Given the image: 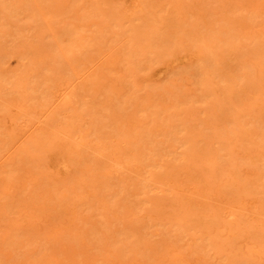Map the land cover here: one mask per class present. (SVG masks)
I'll return each mask as SVG.
<instances>
[{
  "label": "rangeland",
  "instance_id": "rangeland-1",
  "mask_svg": "<svg viewBox=\"0 0 264 264\" xmlns=\"http://www.w3.org/2000/svg\"><path fill=\"white\" fill-rule=\"evenodd\" d=\"M138 2L0 0V264H264V0Z\"/></svg>",
  "mask_w": 264,
  "mask_h": 264
},
{
  "label": "bare ground",
  "instance_id": "bare-ground-1",
  "mask_svg": "<svg viewBox=\"0 0 264 264\" xmlns=\"http://www.w3.org/2000/svg\"><path fill=\"white\" fill-rule=\"evenodd\" d=\"M138 1H139V0H138ZM138 1L133 0L132 5H134L135 2H137V4H138V3H139ZM140 1H141V0H140ZM142 2H143V1H142ZM142 2H141V4H142ZM125 4H126V3H125ZM122 5H124V4H122ZM142 6H143V4H142ZM121 7H122V6H121ZM126 7H127V6H126ZM134 7H135V6H134ZM123 8H124V7H123ZM143 12H144V10H143ZM137 15H138V14H137ZM139 16H140V14H139ZM142 19H143V17H142ZM135 20H136V19H135ZM144 21H145V20H144ZM136 22H138V21H136ZM139 23H140V22H139ZM137 24H138V23H137ZM139 27H140V26H139ZM62 44H63V43H62ZM50 50H51V49H50ZM54 54H55V53H54ZM11 58H12V57H11ZM60 60H61V59H60ZM17 62H18V61H17ZM18 63H19V62H18ZM26 63H27V62H26ZM18 66H19V65H18ZM19 67H20V66H19ZM12 68H13V67H12ZM146 69H147V68H146ZM134 71H135V70H134ZM20 73H21V72H20ZM234 76H235V75H234ZM18 81H19V80H18ZM49 81H50V80H49ZM4 84H5V83H4ZM15 88H16V87H15ZM0 89H1V88H0ZM20 89H21V88H20ZM30 95H31V94H30ZM63 95H64V94H63ZM21 96H22V95H21ZM85 98H86V97H85ZM62 101H63V100H62ZM66 102H67V103H71V102H72L71 97H67V98H66ZM63 103H64V102H63ZM127 103H128V102H127ZM64 104H65V103H64ZM67 106H68V105H67ZM79 107H80V106H79ZM57 109H58V107H57ZM84 109H85V108H84ZM116 109H117V108H116ZM260 112H261V111H260ZM263 112H264V111H263ZM258 113H259V111H258ZM48 116H49V115H48ZM242 117H243V116H242ZM250 117H251V115H250ZM259 117H260V116H259ZM49 118H50V117H49ZM59 119H60V118H59ZM234 120H235V119H234ZM49 121H50V120H49ZM54 121H55V120H54ZM46 122H47V121H46ZM113 122H114V121H113ZM236 122H237V121H236ZM53 123H54V122H53ZM73 123H74V122H73ZM54 124H55V123H54ZM55 125H56V124H55ZM68 126H69V125H68ZM215 126H216V125H215ZM226 126H227V125H226ZM195 127H196V126H195ZM216 127H217V126H216ZM228 127L231 128L230 125H229ZM250 127H251V126H250ZM255 127H256V126H255ZM66 128H67V127H66ZM214 128H215V127H214ZM230 128H229V129H230ZM43 129H44V128H43ZM81 129H83V128L81 127ZM237 129H238V128H237ZM46 130H47V129H46ZM66 130H67V129H66ZM66 130H64V131H66ZM72 130H73V129H72ZM75 130H76V129H75ZM217 130H218V129H216V132H217ZM226 130H227V128H226ZM230 130H231V129H230ZM245 130H246V129H245ZM250 130H251V129H249V131H250ZM79 131H80V130H79ZM236 131H237V130H236ZM238 131H239V130H238ZM252 131H253V130H252ZM255 131H256V130H255ZM72 132H73V131H72ZM171 132H172V131H171ZM228 132H229V131H228ZM234 132H235V130H234ZM234 132H233V133H234ZM178 133H179V132H178ZM210 133H211V132H210ZM233 133H231V134H233ZM68 134H69V133H68ZM68 134H67V135H68ZM75 134H76V132H75ZM213 134H214V132H213ZM216 134H217V133H216ZM220 134H221V133H220ZM229 134H230V133H229ZM69 135H70V137H71L73 134H72V135L69 134ZM69 135H68V136H69ZM122 135H123V134H122ZM226 135H228V134H226ZM234 135H235V134H234ZM234 135H233V136H234ZM43 136H44V135H43ZM74 136H75V135H74ZM86 136H87V135H86ZM183 136H184V135H183ZM39 137H40V136H39ZM219 137H220V136H219ZM231 137H232V136H231ZM231 137H229V138H231ZM188 138H190V137H188ZM216 138H217V137H216ZM250 138H251V137H250ZM47 139H49V137H48ZM47 139H46V140H47ZM63 139H64V138H63ZM73 139H74V137H73ZM75 139H76V138H75ZM258 139H259V138H258ZM70 140H71V139H70ZM77 140H78V139H77ZM83 140H84V139H83ZM223 140H224V139H223ZM223 140H221V141H223ZM225 140H226V139H225ZM42 141H44V140H42ZM68 141H69V140H68ZM68 141H67V142H68ZM74 141H75V140H74ZM149 141H150V140H149ZM189 141H190V140H189ZM227 141H228V138H227ZM227 141H225V142H227ZM47 142H48V141H47ZM70 142H71V141H70ZM82 142H83V141H82ZM228 142H229V141H228ZM228 142H227V143H228ZM230 142H231V140H230ZM255 142H256V141H255ZM259 142H260V141H259ZM44 143H45V142H44ZM50 143H51V142H50ZM50 143H49V145H50ZM73 143H74V142H73ZM181 143H182V142H181ZM53 144H54V142H53ZM53 144H52V145H53ZM75 144H76V146H74V147H75V148L77 147V149H78L79 146H77V145H80V142L75 143ZM90 144H91V143H90ZM90 144H89V145H90ZM198 144H199V143H198ZM220 144H221V143H220ZM228 144H229V143H228ZM234 144H235V143H234ZM65 145H68V143H66ZM182 145H183V144H182ZM207 145H209V144H207ZM53 146H54V145H53ZM82 146H83V145H82ZM94 146H95V145H94ZM140 146H141V145H140ZM204 146H205V145H204ZM227 146H228V145H227ZM60 147H61V146H60ZM64 147H65V146H64ZM106 147H107V146H106ZM202 147H203V146H202ZM49 148H50V147H49ZM52 148H53V147H52ZM68 148H69V149H67V150L64 149L65 151H67V153L64 152V156H66L68 153L70 154V152H72L73 150H74V151L77 150V149H75V148H72L71 145H70V146L68 145ZM60 149H61V148H60ZM62 149H63V148H62ZM70 149H72V150H70ZM187 149H188V148H187ZM230 149H232V148H230ZM233 149H234V148H233ZM262 150H263V149H262ZM68 151H70V152H68ZM233 151H234V150H233ZM233 151H232V152H233ZM60 152H63V150H62V151L60 150ZM91 152H92V151H91ZM197 152H198V151H197ZM73 153H75V152H73ZM73 153H72V154H73ZM77 153H78V151L76 152V154H77ZM218 153H219V152H218ZM260 153H261V152H260ZM87 154H88V153H87ZM230 154H231V153H230ZM235 154H236V152H235ZM70 155H71V154H70ZM73 155H74V154H73ZM77 155H78V154H77ZM217 155H218V154H217ZM226 155H227V154H226ZM64 156H63V157H64ZM261 156H262V155H261ZM67 157H69V156H67ZM217 157H218V156H217ZM229 157H230V156H229ZM241 157H242V156H241ZM255 157H256V156H255ZM259 157H260V156H259ZM129 158H130V157H129ZM218 158H219V157H218ZM260 158H261V157H260ZM70 159H71V158H70ZM77 159H79V158H77ZM108 159H109V158H108ZM231 159H232V158H231ZM233 159H234V158H233ZM68 160H69V159H68ZM150 160H151V159H150ZM228 160H229V159H227V161H228ZM251 160H252V159H251ZM78 161H79V160H78ZM224 161H225V160H224ZM253 161H254V160H253ZM69 162H70V161H69ZM136 162H137V161H136ZM208 162H209V160H208ZM66 163H67V159H64V161H62V160L60 161V164H62V165H64V166H68V165H67L68 163H67V164H66ZM250 163H251V162H250ZM255 164H256V163H255ZM71 166H72V165H71ZM111 166H112V165H111ZM230 166H231V165H230ZM68 167H69V166H68ZM68 167H67V168H68ZM58 168H59V167H58ZM81 168H82V167H81ZM213 168H214V167H213ZM259 168L261 169V167H259ZM262 168L264 169V167H262ZM61 169H63V168H61ZM254 169H255V168H254ZM59 170H60V169H59ZM98 170H99V169H98ZM65 171H66V170H65ZM228 171H229V170H228ZM258 171H259V169H258ZM224 172H225V171H224ZM259 172H260V171H259ZM261 172H262V171H261ZM263 172H264V170H263ZM71 173H72V172H71ZM82 173H83V172H82ZM94 173H95V172H94ZM169 173H170V172H169ZM56 174H57V173H56ZM87 174H88V173H87ZM235 174H236V173H235ZM262 174L264 175V173H262ZM72 175H73V174H72ZM72 175H71V176H72ZM150 175H151V174H150ZM238 175H239V174H238ZM248 175H249V174H248ZM223 176H224V175H223ZM249 176H251V175H249ZM83 177H84V176H83ZM83 177H82V178H83ZM86 177H87V176H86ZM241 178H242V177H241ZM258 178H259V177H258ZM189 179H190V178H189ZM237 179H238V178H237ZM263 179H264V178H263ZM76 180H77V179H76ZM143 180H144V179H143ZM161 180H162V179H161ZM235 180H236V179H235ZM255 180H256V179H255ZM162 181H163V180H162ZM164 181H165V180H164ZM231 181H232V180H231ZM231 181H230V183H231ZM133 182H134V181H133ZM235 182H236V181H235ZM263 182H264V181H263ZM228 183H229V182H228ZM228 183H227V184H228ZM230 183H229V184H230ZM243 183H244V180H243ZM72 184H73V183H72ZM225 184H226V183H224V185H225ZM237 184H238V183H237ZM244 184H246V183H244ZM263 184H264V183H263ZM167 185H168V184H167ZM230 185H231V184H230ZM81 186H83V185L81 184ZM226 186H227V185H226ZM226 186H225V187H226ZM233 186H234V185H233ZM240 186H241V185H239V188H240ZM242 186H243V185H242ZM248 186H249V184H248ZM257 186H258V185H257ZM263 186H264V185H263ZM236 187H237V186H236ZM244 187H245V186H244ZM261 187H262V183H261ZM245 188H247V187H245ZM249 188H250V187H249ZM259 188H260V186H259ZM259 188H258V189H259ZM224 189H225V188H224ZM242 189H243V188H242ZM176 190H177V189H176ZM243 190H244V189H243ZM245 191H246V190H245ZM87 192H88V191H87ZM219 192H220V191H219ZM231 192H233V191H231ZM246 192H247V191H246ZM84 193H85V192H84ZM226 193H227V192H226ZM82 194H83V193H82ZM86 194H87V193H86ZM222 194H223V193H222ZM224 194H225V193H224ZM236 194L238 195L239 193L236 191ZM236 194H234V196H235ZM255 194H256V193H254V195H255ZM74 195H75V194H74ZM76 195H78V194H76ZM226 195H227V194H226ZM228 195H229V194H228ZM241 195H242V194H241ZM78 196H79V195H78ZM260 196H261V195H260ZM87 197H88V196H87ZM163 197H164V196H163ZM172 197H173V196H172ZM82 198H83V197H82ZM167 198H168V197H167ZM236 198H237V197H236ZM77 200H78V198H77ZM238 200H239V199H238ZM161 201H162V200H161ZM219 201H220V200H219ZM222 201H223V200H222ZM121 202H122V201H121ZM223 203L225 204V202H223ZM223 203H222V204H223ZM233 204H234V203H233ZM255 204H256V203H255ZM262 204H263V203H262ZM206 205H207V204H206ZM227 205H228V204H227ZM262 206H263V205H262ZM221 207H222V205L220 206V208H221ZM228 207H229V206H228ZM228 207H227V208H228ZM263 207H264V206H263ZM174 208H175V207H174ZM229 208H230V207H229ZM236 208H237V207H236ZM212 209H213V207L211 208V210H212ZM217 209H219V208L216 207L215 210H217ZM221 209L223 210V207H222ZM233 209H234V208H233ZM256 209H257V208H256ZM154 210H155V209H154ZM206 210H207V209H206ZM211 210H210V211H211ZM197 211H198V210H197ZM210 211H209V212H210ZM223 211H225V208H224ZM228 211H229V210H228ZM230 211H231V213H230V217H231V216L234 214V212H233V214H232V209H231ZM186 212H187V211H186ZM214 212H215V211H214ZM214 212H213V214H215ZM235 212H236V211H235ZM237 212H238V211H237ZM184 213H185V212H184ZM194 213H195V212H194ZM228 213H229V212H228ZM228 213H227V214H228ZM242 213H243V212H242ZM197 214H198V213H197ZM217 214H218V213H217ZM220 214H221V212H220ZM227 214H226V216H227ZM231 214H232V215H231ZM166 215H167V214H166ZM235 215H237V214L235 213ZM190 216H191V215H190ZM190 216H189V217H190ZM220 216H221V215H220ZM221 217H222V216H221ZM228 217H229V216H228ZM230 217H229V218H230ZM233 217H237V216H233ZM244 217H247V215L244 214L243 218H244ZM237 218H241V216H240V217H237ZM223 219H225V218L223 217ZM227 219H228V218H227ZM246 219H247V218H246ZM199 220H200V219H199ZM208 220H209V219H208ZM240 220H242V219H240ZM240 220H239V219H236V218H231V221H235L236 224H241V223H240V222H241ZM226 221H227V220H226ZM261 221H262V220H261ZM203 222H204V221H203ZM249 222H250V220H249ZM254 222H255V220H254ZM229 223L231 224L230 220H229ZM203 224H204V223H203ZM211 224H212V223H211ZM233 224H234V223H233ZM245 224H246V222H245ZM250 224H252V222H250ZM250 224H249V225H250ZM262 224H263V223H262ZM207 225H208V224H207ZM231 225H232V224H231ZM212 226H213V225H212ZM238 226H239V225H236L235 227L233 226V228L237 229ZM241 226H242V225H241ZM209 227H210V226H209ZM226 227H227V226H226ZM239 227H240V226H239ZM250 227H251V226H250ZM261 227H262V226H261ZM243 229H244V228H243ZM248 229H249V228H248ZM252 229H253V228H252ZM186 232H187V231H186ZM200 232H201V231H200ZM217 232H218V231H217ZM242 232H243V231H242ZM252 232H253V231H252ZM215 235H216V234H215ZM243 235H244V234H243ZM247 235H248V234H247ZM213 237H214V236H213ZM213 237H212V238H213ZM241 237H242V235H241ZM219 238H220V237H219ZM215 239H216V238H215ZM249 239H250V238H249ZM226 240H227V239H226ZM189 241H190V240H189ZM179 242H180V241H179ZM198 243H199V242H198ZM255 245H256V244H255ZM261 245H262V244H261ZM263 245H264V244H263ZM206 246H207V245H206ZM226 252H227V251H226ZM185 257H186V256H185ZM242 258H243V257H242ZM251 262H252V261H251ZM257 263H258V262H257Z\"/></svg>",
  "mask_w": 264,
  "mask_h": 264
}]
</instances>
